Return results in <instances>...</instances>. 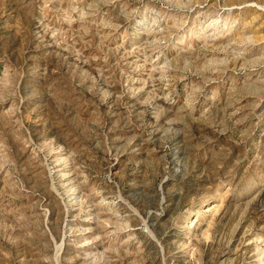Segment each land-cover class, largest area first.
Listing matches in <instances>:
<instances>
[{"label": "rangeland", "instance_id": "rangeland-1", "mask_svg": "<svg viewBox=\"0 0 264 264\" xmlns=\"http://www.w3.org/2000/svg\"><path fill=\"white\" fill-rule=\"evenodd\" d=\"M0 264H264V0H0Z\"/></svg>", "mask_w": 264, "mask_h": 264}]
</instances>
